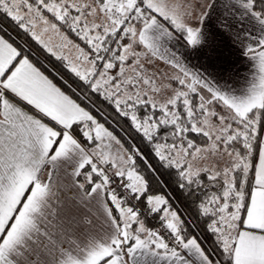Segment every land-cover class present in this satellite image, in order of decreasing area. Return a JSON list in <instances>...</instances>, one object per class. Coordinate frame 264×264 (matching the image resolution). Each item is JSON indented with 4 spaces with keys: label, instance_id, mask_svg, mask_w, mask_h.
Masks as SVG:
<instances>
[{
    "label": "snow or ice",
    "instance_id": "obj_1",
    "mask_svg": "<svg viewBox=\"0 0 264 264\" xmlns=\"http://www.w3.org/2000/svg\"><path fill=\"white\" fill-rule=\"evenodd\" d=\"M223 8L209 31L203 24L216 11L212 0H0V264H20L17 258L34 240L43 245L44 237L52 243V233L42 231L53 195V173H48V183L41 178L46 166L59 170L64 163L72 164V175L80 176L90 165L84 173L92 185L88 195L99 197L119 178V186L139 200L148 183L136 167L137 158L167 177L179 197L195 205L196 216L207 217L204 230L214 237L211 251L202 248L198 236L184 233L185 222L165 196L148 195L146 202L167 237L149 230L138 211L124 207L112 191L110 200L119 216L97 200L108 227L103 235L77 244L76 255L64 253L59 264H194L193 256L199 264H218L212 259L217 251L226 264H264V0H232ZM45 12L89 49L74 45L78 55L66 67L91 93L113 104L118 115L130 118L155 163L134 146L124 148L8 34L10 28L18 34L22 30L56 59L67 60L44 39L50 30L59 33ZM38 22L44 25L39 31ZM172 41L210 59L219 58L224 48L234 49L257 61V72L239 88L227 81L217 87L168 52L166 45ZM159 60L178 71L165 73ZM217 74L236 79L226 58ZM161 79L177 86L158 84ZM21 102L35 113L18 106ZM196 137H203L206 145L198 146ZM82 141L96 146L88 151ZM113 142L120 146L115 154ZM212 157L217 163H198ZM218 161H223L222 168ZM101 164L114 169L111 178ZM202 173L221 194L205 191L209 185Z\"/></svg>",
    "mask_w": 264,
    "mask_h": 264
},
{
    "label": "trees",
    "instance_id": "obj_2",
    "mask_svg": "<svg viewBox=\"0 0 264 264\" xmlns=\"http://www.w3.org/2000/svg\"><path fill=\"white\" fill-rule=\"evenodd\" d=\"M44 15L50 21L57 23L59 33H62L68 37V40L65 43H61L60 46H62V49L61 47L57 48L58 52L67 57V60L56 59V57L49 54L39 44L32 40L30 36L24 34L22 30L18 34L15 29L10 28L8 34L15 41L16 45H19L24 49L25 55H28L29 58L40 65L45 71L50 73L52 77L79 103L86 107L100 123L104 124L106 128L112 131L113 134L121 141V144L124 146V148L130 149L134 146L142 153L146 154L149 160H152V163H155V160L152 158V154L150 153L146 142L141 140L142 134L136 133L135 130L130 126V118H125L118 115L113 104L105 101L103 97L91 93L87 86L82 81H79L78 78H76L75 75L71 73L66 67L69 61H75L76 59L73 57V55H71L72 50L76 51V57L78 55L77 49L74 47V45H79V47L84 48L85 51L89 50L85 43L74 32H72L67 25L55 21L51 13L45 12ZM69 41L71 43H69ZM157 83L160 84V81L158 80ZM85 97H88V99ZM157 115H159L158 112ZM76 127H82V125ZM192 135L195 136V134ZM82 143L90 150H92L94 147L93 142L91 141L86 143L82 141ZM196 143L201 147L206 145V141L203 137H196ZM238 148L241 152H243L242 144L239 145ZM205 160H201L203 162L198 161V163L201 166H208L210 163ZM220 163L221 162H218V167L221 166L222 168V163L221 165ZM136 167L139 172L146 177L148 183V189L146 193L143 197H141V199H139L142 207L148 211L149 206H147L146 202V197L148 195L155 194L165 196L167 199H169L172 208L178 212V214L182 217V220L185 222L184 233L189 238L192 236H198L206 250L211 251L210 245L214 237H212L211 233H208L204 230L206 227L205 221L207 220V217L196 216L194 212L195 205L189 206L188 201L184 200L182 197H179V193L175 185L168 181L167 177H162L157 173L147 169L139 158L136 159ZM88 171H90V165H85L84 169H81V175L78 176L79 181L84 184V189L86 191H89L92 187V185L88 184L84 178V173ZM202 176L204 177V182L209 185V187L205 189L206 192L209 194L212 192H215L218 195L221 194L222 189L219 186L212 187L211 183L207 181V175L202 173ZM93 179L95 182H99V178L95 176V174L93 175ZM109 191L110 190L107 189L108 199ZM121 200L125 206H130V202L128 200ZM112 209L114 215L119 216V212L115 210V206L112 205ZM140 216L146 223V226L150 229H152L157 223L161 222L159 216L156 213H150V216L148 217L145 215ZM212 257L216 258L218 264H226L225 256H221L219 251L212 253Z\"/></svg>",
    "mask_w": 264,
    "mask_h": 264
},
{
    "label": "crops",
    "instance_id": "obj_3",
    "mask_svg": "<svg viewBox=\"0 0 264 264\" xmlns=\"http://www.w3.org/2000/svg\"><path fill=\"white\" fill-rule=\"evenodd\" d=\"M212 2L216 4V11L213 12L211 18L206 19L203 24V27L209 31H212L217 25V14L224 11L223 4L225 2H232V0H212ZM247 26L251 27V25ZM169 44L174 46V50L179 49L176 52L184 53L187 62L196 61L199 59L208 61L210 62L209 66L214 69L217 68L220 64V61L224 60L225 58L227 61L239 59L240 61L244 60V62H246L245 60H247L248 64L245 65V69L247 67L249 69H254L257 66V61L252 60L249 56H245L242 53H238L234 49L224 48L222 49V55L219 58L210 59L208 56H198L196 54H191V50L186 49L183 46V42L172 41ZM29 59L37 68H39L41 72L44 73V75L48 76V78L51 79L54 84L60 87L62 91L68 94L72 99L76 100L52 77L50 73L45 71L31 58ZM251 61L254 62L250 64ZM246 73L247 71H243L240 74V77L236 81L237 84L242 85L245 82L244 77ZM253 76L254 75L248 74L249 80H251ZM227 82L229 84L232 83L229 81ZM76 102L79 103L77 100ZM18 106L25 107V109L30 113H35V110L32 109L31 106H27L23 102H21ZM81 106L84 107L82 104ZM86 110L88 109L86 108ZM82 146L85 147L86 150L91 151L83 143ZM73 171V165L68 163H64L62 168L59 170H54L51 166H46L42 170L41 178L45 183L49 182L48 173H53L50 181V183L53 185V195L49 205L51 208V214L42 222V231L47 228L48 231L52 233V243L49 244L48 239L44 237L41 238L43 240V245L34 240L30 247L25 250V255L23 257L17 258L20 264H24L25 261H30L31 264H59V261L64 258V253L71 252L73 255H76L78 252L76 248L77 244L82 245L91 236L98 237L103 235L102 229L108 227L107 220L102 214L103 209L98 208L97 203V200L103 201L104 204H107V206L112 209L113 204L111 203L110 196L109 199L107 197V188L101 190L99 197H96V194L88 195L91 189L86 191L84 187L80 188L79 185L83 183L79 181L78 176L72 175ZM110 192L112 191H109V193ZM115 193L118 197H120L116 191ZM81 196L84 197L83 201L80 199ZM73 202H75V204H73ZM123 206L129 207L125 206L124 204ZM69 209H71V211H69ZM173 210L175 209L173 208ZM139 220L146 225L140 215ZM135 226L138 227V225H133V228H135ZM199 242L201 243L202 248L206 249L200 239ZM191 259L193 260L194 264H199V260L195 256L191 257ZM212 259L216 260L214 257H212Z\"/></svg>",
    "mask_w": 264,
    "mask_h": 264
},
{
    "label": "rangeland",
    "instance_id": "obj_4",
    "mask_svg": "<svg viewBox=\"0 0 264 264\" xmlns=\"http://www.w3.org/2000/svg\"><path fill=\"white\" fill-rule=\"evenodd\" d=\"M42 27H44V25L38 22L37 31H39ZM65 37L66 36L64 34L56 33V32L51 31V30L49 32L45 33V35H44V39L45 40H50L51 41V45L54 48H56V50L58 48L57 46H60L61 43H65L68 40V37H66L67 38L66 40L64 39ZM166 47L168 49V52L170 54L171 53H175L176 58L178 60H180L181 63H183L192 73L199 74L202 78H206L207 80L211 81L213 83V85H215L217 87H224L225 86V82L229 81V82H232L230 84L227 82V84L229 86H233V87L239 88L241 85L237 84L236 81L238 80V78L240 77V74L243 71H247V73L245 74V77H244V78H247V80H249L248 74L255 75L256 72H257V66L254 69H249L248 67L245 69V65L248 64L247 60H245L246 62H244V60L240 61L239 59L238 60L234 59V60L228 61V67L230 69H232V71L236 74L235 81H233L231 79H227V77L221 79L220 76L217 74L218 73V67L215 68V69L210 67L209 66L210 62L204 61V60H200V59L196 60V61L187 62L184 53L176 52L179 49H177V50L175 49L174 50V46H172L170 44H167ZM61 49H62V47H61ZM71 55H73V57L76 58V51L72 50ZM253 62L254 61H251L250 64H252ZM156 63L167 74H173L174 72L178 71L177 69H173L171 67V65L166 64L165 60H159V61H156ZM239 64H240L241 67L239 66ZM159 81H160V83H172L173 87L177 86L174 81H168V80H164V79H161ZM96 143H99V142H96ZM105 143H107V141H105ZM93 146H94L93 148H95V146H96L95 143H93ZM119 148H120V146L116 145L113 142L112 149H111L112 153L115 154L119 150ZM205 161H207L208 163H215V162H217V158L212 157L210 160L206 159ZM201 162H203V161H201ZM218 162L222 163V167L224 166L223 161H218ZM221 163H220V165H221ZM100 167L105 168L107 170V173H108V171H114V169L110 166V164H101ZM147 228L149 230H153L154 231V227L152 229H150L149 227H147Z\"/></svg>",
    "mask_w": 264,
    "mask_h": 264
},
{
    "label": "built area",
    "instance_id": "obj_5",
    "mask_svg": "<svg viewBox=\"0 0 264 264\" xmlns=\"http://www.w3.org/2000/svg\"><path fill=\"white\" fill-rule=\"evenodd\" d=\"M113 172L114 171H108L107 174L110 176V178L112 177ZM120 183L121 182H120L119 178H116L115 180H113L109 184L107 189L110 191L118 192L121 199L128 200L130 202L129 207H133L135 210H137L139 215H145L146 217L150 216V213L142 207L140 200L133 199L130 192H127L123 187L119 186ZM154 231L160 232L164 237H167V235H168L167 230L162 227L161 222L157 223L154 226ZM166 242H167V240H166Z\"/></svg>",
    "mask_w": 264,
    "mask_h": 264
}]
</instances>
